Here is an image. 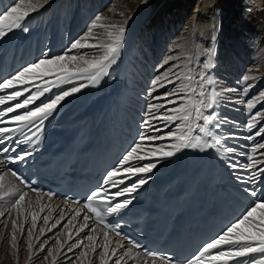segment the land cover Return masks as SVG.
I'll use <instances>...</instances> for the list:
<instances>
[{"label":"snow or ice","instance_id":"1","mask_svg":"<svg viewBox=\"0 0 264 264\" xmlns=\"http://www.w3.org/2000/svg\"><path fill=\"white\" fill-rule=\"evenodd\" d=\"M43 2L46 3L47 0H43ZM36 7L37 4L32 3V0H16L14 4L0 8V39L16 29L27 32L28 28L24 22L29 14L36 10ZM100 20L101 17H95L96 23H93L89 28V35L91 28H95ZM111 28L112 31L108 33L109 42L107 44H102L98 40L95 42H82L81 38H77L63 53L54 57L40 58L0 79V92L5 93L0 95V106L7 105L6 107H0V145H4L3 148H0V152L15 151L18 145L23 142L19 140L18 134H23L25 128L32 130L35 126L39 129L44 120L55 112L57 106L66 97L79 92L81 87L87 86V83H98L103 76L108 74L109 67L116 63L124 36L123 27L112 25ZM101 48L103 49L102 52H100ZM83 49H93L99 55L93 59H86L87 54L84 52L70 54V50ZM208 68V63L203 64L202 67L190 66L187 63L183 67L181 65H169L168 68L153 78L147 95L158 102L146 104V115L142 117L140 132L137 134L136 140L133 141L129 150L118 161L120 167L106 173V179L102 181V185H107L109 182H111L112 187L124 184L125 177L121 175L122 173L135 175L151 173L157 167V159H155L157 157H172L183 149L220 148L224 153L231 154V157L225 161L226 167L231 168L234 173L235 170L240 168L248 172L247 179L239 176L237 179L241 183L250 185L244 191L251 198V203L240 216L227 225L216 237L208 241L197 254L187 259L184 264H222L225 258L236 261V264H264V195H258L254 186L256 178L264 175V167H254V165L264 164V159H253V154H256L258 149L264 150V140L251 146L250 151L240 153V155L246 157L248 161L246 164L241 165L238 160L234 159L237 149L234 146L224 144V137L220 134V129L227 118L219 117L214 111V108L219 105L221 93L213 86L214 80L206 71ZM177 69L180 70L177 71ZM249 79L248 76L243 77L244 81ZM79 80H84L87 83L62 90L46 101H41L34 108L29 107L35 104L45 93L51 92L54 87ZM33 81H39V83H33ZM169 85L172 87L169 88ZM250 87L252 85H248L242 91L246 94ZM158 88H165L166 91L159 93ZM31 89H35V91L25 95V92H29ZM229 91H232V89H229ZM261 95H264V93H261ZM21 97L23 99H20ZM257 98L241 101V103L246 104L247 109H252ZM11 101L18 102L13 104L10 103ZM20 109L25 111L21 114L17 111ZM10 113L15 114L9 116ZM259 115V112L250 113V119L246 121L248 131L251 132L255 127ZM160 123L170 127V130L161 133ZM235 124L236 122L233 121V125ZM227 135L234 138L233 133H227ZM256 135H264V124H261L254 135L248 136L247 139L252 140ZM166 137L168 143H154L164 141ZM25 139L28 140L31 137L25 135ZM8 141H13L12 149L8 147ZM29 155H31L30 152L21 150L13 159L24 161L25 157ZM259 155L264 157V152L259 153ZM146 160L151 162L143 164L129 163L130 161ZM13 174L15 175V173ZM147 182L148 176L143 175L138 180H134L131 186L125 185L114 195L125 196V193H134ZM25 195L26 193L20 194L12 207H18L20 202L24 200ZM107 195L108 188L101 186L90 192L86 198V206L98 218L102 219L105 212L109 214L119 213L132 203L131 196L123 200L101 203L100 201ZM257 213L260 217L259 220L256 219ZM2 215L3 213H0V216ZM36 218V213H33V228L36 226ZM44 223H48L47 218H45ZM241 225L253 230L256 235L242 231ZM55 226L53 225V227ZM107 226L117 227V225ZM13 227H15V222H13ZM91 231L94 232L95 229H91ZM41 232H43V229H41ZM28 237L31 240V230L28 231ZM86 238L89 241L93 240L91 235ZM13 241H15L14 234ZM82 243V240L77 241L73 247H80ZM31 248L32 244L29 243V249ZM104 250L107 251L106 245ZM68 251L71 252L72 248L70 247ZM150 255L155 256L156 254L150 253ZM161 259L164 260V264H174L173 261L167 258Z\"/></svg>","mask_w":264,"mask_h":264},{"label":"bare ground","instance_id":"2","mask_svg":"<svg viewBox=\"0 0 264 264\" xmlns=\"http://www.w3.org/2000/svg\"><path fill=\"white\" fill-rule=\"evenodd\" d=\"M54 1L55 0H47V2L45 3L42 0L39 3H37L36 10L31 12L24 22L28 28L27 32L22 31L20 29H16L12 33H9L3 39H0V66H2L3 68L6 66H9L11 67V69H15L16 67L22 68V65H27L26 63L29 64L33 61L38 60L39 59L38 55H40V58L45 57V55L46 56L48 55L47 57H53L57 54L56 49L58 50V48H61V46H66V42L68 40H66V42L64 43H61V41L65 39L64 38L65 28L60 33V41H59L60 43L58 42V45L56 44L54 45V43H49L48 45L49 47L44 48V46L42 47V44L39 43L41 47L40 48L38 44L34 41V35L36 33L43 32V28H45V31H47L51 27L53 20L54 21L56 20L58 22L57 13H53V11L56 9L51 10L49 8V5ZM76 1L82 4L84 3L81 6L82 13L83 11H85L83 7H85L86 5L89 6L91 4V3L89 4L90 0H80V1L74 0L73 2L72 0H65L64 1L65 7L63 6L65 8V9L63 8L64 9V12H63L64 20L62 19L60 20L62 21L64 27L69 25V22H68L69 17L72 15V12H74L73 10L74 7L76 9V7L80 6V5L77 6ZM97 1L98 0H95V2ZM171 1L173 2L174 0H124L121 6L119 5L120 6L119 13L123 16L122 17L123 20L127 19L128 16L131 15V18L127 19L125 25L122 26L124 28V34H126L127 32H132V33L134 32L135 33L134 35L136 36L139 30L142 29L143 26H146L147 23L150 22L149 20H152V18L155 15L157 16L162 11L161 9L167 3ZM214 1L216 0H199V1L197 0V5L201 6V11H203V16H202V13H200L199 14L200 16H198V18L196 17V20L192 23V29L194 30V33H195L194 53L191 55L190 59L187 58L188 60L185 62V64L187 63V64H190V66L196 65V66L202 67L203 64L208 63L209 68L206 71L208 73L210 72L211 75L213 74L212 75V78L214 80L213 86L216 87L217 91L219 92H226L225 88L221 87V83L218 80V77L226 72L227 70L226 67L232 64V62L230 58L229 60L228 58L221 56V52L219 49L221 48L220 40H221V37H223L222 35H224V31L227 27V24L229 21L232 22V19L234 18V14H231L232 13L231 2L235 1L237 5L240 2H244V6H245V3H249L250 5V3H253L256 0H222L220 2V8L217 14H216V11H214L212 7V4L214 3ZM75 3H76V6H74ZM190 3H192V1H190L189 4ZM257 3L262 5V7H264L263 5L264 0H257ZM208 14H210L211 16ZM204 15H206V17H204ZM122 19L116 16L114 21L116 23H120ZM33 20H35V22H33ZM90 21H92V19ZM93 23H91V25ZM40 24H44V27H39ZM37 25H38V29L36 30L35 26ZM148 26L149 25H147V28ZM84 27L85 25L83 26V28ZM96 27H99L97 29L98 33L96 34V36H99V34H102L99 32H101V30L104 29V26L102 24H97ZM78 30H76L75 37L73 36L71 43L80 36L79 32L81 31V28H79V26H78ZM92 31L93 30H91V32ZM146 31H148V29H146L145 32ZM106 32L108 35L110 31H106ZM151 33L150 35H152ZM126 35L125 37H127ZM153 35L155 36V34ZM125 37H123V40ZM128 37L131 40L132 36L129 35ZM224 37H226V35ZM138 38L139 37H137V39ZM13 40L15 41V46L17 45L18 47V44H21L22 49L25 48V50L22 51L18 57H15L16 53H13V48H9ZM132 40L130 42L128 40V42H125L123 46H121L122 48L119 52V57L117 56V58H120V62L119 63L117 62L116 65L114 64L115 67L114 68L111 67L112 71L110 70L108 71V73L111 72V74L103 76L98 83L92 84V83H87L84 80H79V81H73L72 83H68V84H62L58 87H54L52 89L53 92L46 99L41 100L42 98H40L39 100L35 102V104L30 105L29 106L30 108H34L36 105L40 104L41 101H46L51 96L59 93L62 90L69 89L73 86H80V85L87 83V86L81 87V90L79 92L72 94L69 97H66L63 101H61V103L57 106L55 112L52 115H50L46 120H44L43 125H41L39 129H37L35 126H33L32 130L25 128L23 130V134H18V138L26 142V141H30L32 138L35 137L37 141L39 134L44 129H47L53 126H59L61 124L75 125L77 123L76 120L79 117L84 116L86 114L91 115V116L95 115L96 111L93 112V115H92L91 113L87 112V110H85L83 114H79V115H76V114H78L80 111H82L84 108L89 106L94 101V100L91 101V99H93V96L95 97L97 94L98 96L101 94V96L104 98L103 101L107 100L106 103H108V105L110 106V112H108V115H106V117L104 118L105 125L109 128L111 126V123H113L114 125L119 127L120 129L119 132H121V134H123L124 137L128 139V144L132 146L134 137L135 136L137 137V134L140 132L142 115H141V112L136 111V109L130 108V106L137 108L139 111H141V109H139V105L140 106L142 105V101L140 102V99H143V98L140 96L139 93H138L139 95L137 94V95L132 96V93H131L132 91H128V89H126L128 85L127 82L130 81L129 78L131 77L127 69H128V66L132 58H133V63L135 62V56L138 52V47L143 44L145 39L143 38V39L138 40L140 41L139 45H138V41L136 42V37H135V40L133 41ZM25 43H29V45L27 46L25 45ZM238 45L240 46V44ZM241 48L240 50L243 51L242 50L243 48L242 49ZM9 49H10V52L7 53ZM164 49H165V44L162 45V48L160 50L163 52ZM223 49H225V47ZM84 50H88V49H84ZM79 52L80 50H74V51L71 50L70 54H76ZM11 54H13V56L9 60V56ZM94 55L95 53L90 54L91 57ZM159 55L156 61L152 60L147 65V68L149 67L151 69L154 62L159 61ZM85 58L87 59V57ZM234 64L235 63H233V65ZM180 65L181 67H183L184 64L180 63ZM147 68L145 65L144 68H140V70L137 71L140 76V79L138 78L135 79V83L139 87H141L140 86L141 83L144 82L143 77L148 78ZM177 71L179 70L177 69ZM262 73H264V68H263ZM141 75H143V77ZM33 83H39V81H33ZM169 87L171 88L172 86L169 85ZM105 89H106V94L105 92H103V90ZM231 89H232L231 91L232 93L238 92L239 94H237L233 98H226V96H222L220 98V100L222 99L223 102H219V105L216 108H214V111L218 114L219 117H222V113L226 112L225 110L227 109L237 114L241 113L242 110H244L242 108H239L241 107L240 100H239L242 98V95L240 94L241 91L236 90L234 87H232ZM157 90H160L162 92L166 91L165 88H158ZM6 91H11V90H6ZM32 91H35V89H31L29 90V92H25V95L30 94V92ZM3 94L5 93L2 92L1 95ZM105 95L109 98H106ZM227 95H229V93ZM131 97L136 98V100ZM20 99H23V97H21ZM67 101L69 105H63ZM99 101H102V100H95L93 103L95 102L99 103ZM16 102L18 101H11L10 103L14 104ZM119 102H121V105ZM129 102H132V103H129ZM149 102L154 103V100H149ZM78 103L83 104V106L80 109L78 108L79 106L77 105ZM135 104H136V107H135ZM124 108L126 109V111H130V113L128 112L127 114ZM17 111L22 114L25 110L20 109ZM10 114H15V113H10ZM243 115H245V111H243ZM108 124L110 126H108ZM159 127L164 128V129H161V131L169 128L165 126L163 123H160ZM235 133L237 134L236 136H234V138H231V137L225 138V135L227 134H225L222 128L220 129V134L223 135L224 139H228L230 141L236 140L235 141L236 143H230L229 144L230 146H234L236 149L238 148L242 150L241 152H244V150H248L247 146L243 144H238V143L247 142L245 138L239 137L240 135L239 133L241 132L236 131ZM108 134H110V132H108ZM155 134H160V133H155ZM25 135L28 137H31V139L26 140ZM158 142L159 141H156L154 143L157 144ZM210 150H211V155H212V164L216 170L217 178L220 180L221 183L224 182L223 185L227 187V190H226L227 194L226 193L225 194L228 195L229 199H231L233 202L229 209L235 213L234 207L238 205L239 208H241L242 210H245V208L247 207V201H251V198L244 191V189L249 187L250 185L241 183L240 181H238V183H240V186L237 185V187H234V185H231V182H230L231 180L228 177H230L231 175L230 172H233V174L243 176V178L247 179L248 173L243 168L235 170V173H234V171L231 168L226 167L225 161L231 157V154L224 153L222 149L220 148H215V149H210ZM145 151H147V149H145ZM200 151H201L200 149H196L195 155H197ZM192 152H193V149H183L172 157H168V158L157 157L155 158L157 159V167L153 169L151 173H148V174L135 175V174L122 173L121 175L125 177L124 184H119L116 187H112V189L120 190L125 185L131 186L134 180H138L143 175L148 176V182L142 185L140 188H138L134 193H131V194L125 193V196H131L137 193L144 192L152 186L162 185L163 176L174 173L181 166L182 162L192 154ZM241 152H237L236 155L238 156H235L234 158H237L236 160H238L239 163L243 165V164H246L248 161L247 159L241 160V157H239ZM256 156H258L257 160L264 159V157L260 156L259 154H257ZM148 162H151V161L149 160L130 161L129 163L143 164V163H148ZM254 167H264V164H257V165H254ZM3 172L4 170L0 163V174ZM8 180L14 185V187L12 188L8 185H6V187H3V183L2 182L0 183V207H4V205L7 206L11 202V200L20 193V191L24 193V188L12 176L8 175ZM228 183L230 185L229 187L227 186ZM254 186L257 189L258 195H264L263 194L264 193V175H261L256 178V183ZM114 197L119 198L120 196H114ZM25 199H26L25 202L23 201L20 202L18 209H17L18 211L14 208L12 209V211L10 210L9 213H12L16 219L18 218L17 223L20 224V226L24 225V221H25V224L29 223L27 224V227L29 226V228L32 229V236L34 235L35 228L32 227V221L31 222L29 221L32 220L31 215L33 213H36V216H37L36 224L39 222L38 230H37L38 234H41V229H43V227H46L47 225L49 228L48 230L51 232L56 231L57 229H60L61 227H64V233H65L64 240L62 243L59 244L56 251L52 254V260L48 264H59L58 263L59 260H56L59 252L60 254L64 253V256L62 257L60 261L64 260L65 262H67L66 264H70V263L76 264L72 262L75 259H79L78 257L80 253H84V254L86 253V257L88 258L86 264H89L90 258L91 257L94 258L95 253L100 252V251L104 252L102 264H110L109 262L111 261V259H114V258L118 260V264H164V263H158L152 260H149L148 262L141 261L139 257L143 258V256L139 252H137L136 250L128 246H125L122 242L114 239L109 234L106 240V237H105L106 234L104 233L102 228L95 224H92L88 219H85V216H82L80 212L76 210L74 207H66L58 202L46 201L41 196L35 197V196L25 195ZM30 203L34 204L32 208L30 207L28 208L29 206L28 204ZM24 216H26L25 220H24ZM45 218H47L48 223L47 224L44 223L43 226H39L41 223L44 222ZM256 219L257 220L260 219L258 213L256 214ZM66 224H68V227L65 226ZM53 225H56V226L53 227ZM240 228L242 231L246 233H249L254 236L256 235V233L253 230L248 229L244 225H241ZM91 229H96V231L94 232H97V233L94 235ZM43 230H44L43 233H45V228ZM70 233L71 235H69ZM87 235H91L93 237V240L92 241L87 240L86 238ZM37 237H39V235L36 236V238ZM83 239H85V241L80 245V247H73V245L77 241H81V240L83 241ZM257 239H259V237H257ZM30 243L32 244V247H33L34 242L32 243L31 241ZM105 245L107 246V251L104 250ZM70 247L72 248L71 252L68 251ZM93 249H95V251H93ZM31 250L32 248L31 249L28 248L29 257L34 256V254H39V250H34V252H32ZM108 252H110L109 255H108ZM60 254L59 256L62 255ZM37 257L38 256H35L34 258H37ZM31 261H33V259ZM25 264L27 263L25 262ZM30 264H35V262H32V263L30 262ZM223 264H236V261L227 260L225 258V261L223 262Z\"/></svg>","mask_w":264,"mask_h":264},{"label":"rangeland","instance_id":"3","mask_svg":"<svg viewBox=\"0 0 264 264\" xmlns=\"http://www.w3.org/2000/svg\"><path fill=\"white\" fill-rule=\"evenodd\" d=\"M40 1L42 0H32V3L37 4ZM64 1L55 0L49 5V8L51 10L56 9L53 11V13H57L58 22L56 20L55 21L53 20L51 27L47 31H45V28H43V32L36 33L34 35V41L38 44V46L40 47L39 43H41L42 47L44 46L45 48V47H49L48 46L49 43H54V45L55 44L58 45V42L60 41V33L65 28V36H64L65 39L63 40L61 39L62 40L61 43L66 42V40L68 41L66 42V46H61V48H58V50L56 49L57 54H61L64 52L65 49L69 48V44L71 43L73 36L75 37L76 30H78V26L79 28H81V31L79 32L80 36L78 38H81L82 42H95L98 40L102 44H107L109 42V35H107L106 31H112V28H111L112 25H117L120 27L124 26L127 19L131 18V15H130L128 16L127 19L123 20L122 19L123 16L119 13V8L121 4L124 2V0H98L97 2H95V0H90L89 4L90 3L91 4L89 6L86 5L85 7H83V9L85 10L83 11V13L81 12L82 11L81 6L84 3L82 4L76 1L77 6L78 5L80 6L76 7V9L74 7L73 9L74 12H72V15L69 17V21H68L69 25L64 27L62 21H60L61 19L64 20L63 19L64 18L63 12L65 9ZM73 1L74 0H72V2ZM190 1H192V3L189 4ZM221 1L222 0L220 1L216 0L212 4V7L214 11H216V14L218 13V10L220 8ZM15 2L16 0H0V8H5L10 4H14ZM231 5H232L231 14H234V18L232 19V22L229 21L230 23L228 22L227 24V27L224 31V35H222L223 37H221V40H220L221 48L219 50L221 52V56L231 59L232 64L226 67L227 69L226 72L223 73L221 76H219L218 80L221 83V87L225 88L226 90V92H220L221 97L226 96V98H233L234 96L239 94L238 92L232 93L231 91H229V89H231L232 87H234L236 90L241 91L240 94L242 95V98L239 99L241 107L239 108H242L244 110H242V112L239 114L229 109L225 110L226 112L222 113V117H226L227 121L223 124L222 129L224 130L225 134L233 133L234 136H236L237 134L235 133L236 131L237 132L240 131L241 133H239L240 134L239 137L245 138L247 142L238 143V144H243L247 146V149L250 151L251 146L264 140V135H256L254 136V139L252 140L247 139L248 136L254 135V133L256 132V129L259 128L261 124H264V95H261V93H264V73H262L263 68H264V10H263L264 7L258 4L257 0L254 1L253 3H250V5L249 3H245V6H244V2H240L237 5L235 1H232ZM74 6H76V3ZM161 10L162 11L157 16L155 15L156 17L154 16L152 20H149L150 22L147 23V25H149L148 28H147V25L143 26L142 29H140L139 32L136 34V36L134 35L135 34L134 32L133 33L127 32L126 33L127 35L124 34L123 36L125 37L126 35L128 37L130 35L132 36L131 40L132 39L135 40V37H136V42L143 38L146 41V42L144 41L143 44L138 47V52L135 56V62L133 63V58H132L128 66V69H127L131 77L129 78L130 81L127 82L128 85L126 89H128V91H132L131 92L132 96L137 95L139 93L140 96L143 98V99H140V102L142 101L143 106L139 105V109H141V111L131 106L130 108L136 109V111L141 112L142 117L146 115L145 113L146 104L150 103L149 100H152L151 97L147 95V93L150 91L149 86H150V83L153 81V78L156 77L159 73L163 72L166 68H168L169 65H180V63L185 64V62L188 59H190L191 55L194 53L195 33H194V30L192 29V23L196 20V17L198 18V16H200L199 15L200 13H202V16H203V11H201V6L197 5V0H174L173 2L171 1L167 3ZM97 16L101 17V20L98 22V24H102L104 26V29L101 30V32H99L102 34H99V36H96V34L98 33L97 29L99 27H95V28H91V30L93 31L89 35L88 30L91 27V23L93 22L96 23L95 17ZM116 16L122 19L120 23H116L114 21ZM204 17H206V15H204ZM91 19L92 21H90ZM33 22H35V20H33ZM84 25L85 27L83 28ZM39 27H44V24H40ZM35 28L37 30L38 25L35 26ZM146 29H148V31L145 32ZM150 33L152 35H150ZM153 34H155V36ZM225 35L226 37H224ZM127 37H125L124 40H122L121 46H123L125 42H128V40L129 42L131 41L130 38L129 37L127 38ZM137 37H139L140 39L139 38L137 39ZM75 40H77V38ZM139 42L140 41H138V45H139ZM163 44H165V49L162 52L160 49L162 48ZM238 44H240V46L243 49ZM25 45L28 46L29 43H25ZM238 46L243 51H241ZM224 47L225 49H223ZM24 50L25 48L22 51ZM82 51L87 54L86 55L87 59L89 58L93 59L94 57L99 55V53L93 49L80 50V52ZM102 51L103 49L101 48L100 52ZM92 53H95V55L91 57L90 54ZM158 55H159V61L154 62L151 69L149 67L147 68V65L152 60L156 61ZM47 56L45 55V57ZM38 57L40 59V55H38ZM117 62L118 63L120 62V58H116V63L114 64L116 65ZM233 63L235 64L233 65ZM114 64H112L109 67L108 71L109 70L112 71L111 67L114 68L115 67ZM145 65L148 71L147 73L148 78L143 77V75H141L143 77L144 82L141 83L140 85L141 87H139L135 83V79L137 78L140 79V76L137 71H139L140 68H144ZM110 74L111 72L108 73L107 75H110ZM208 74L211 75L210 72ZM245 76H248L250 79L248 81H244L243 77ZM248 85H252V87H250L248 92L245 94L242 90L245 87H248ZM157 91L159 93H163L160 90H157ZM228 93L229 95H227ZM47 94L45 93V95L41 97L42 98L41 100L46 99L51 93H49L48 95ZM153 95H155V93H153ZM96 96L98 98H101V94L99 96L97 94ZM96 96L95 97L93 96V99H91V101L98 100ZM131 98L136 100V98L134 97H131ZM253 98H257V99L252 109H247L246 104L241 103V101H248ZM155 102H158V101H154V103ZM220 102H223V100L221 99ZM119 103L121 105V102ZM129 103H132V102H129ZM77 105H79L78 106L79 109L83 106V104L81 103H78ZM135 107H136V104H135ZM124 110L126 111L125 108ZM243 111H245L246 116L243 115ZM126 112L127 114L128 112L130 113V111H126ZM254 112H259L260 115L257 118V123L255 127L250 132L246 128V121L250 119V113H254ZM142 117H141V120H142ZM233 121L236 122L235 125H233ZM163 127H160V129H164ZM169 130H170V127L168 129L161 131V133H166ZM228 137H229L228 135H225V138H228ZM223 141H224V144L226 145H229L230 143H236L235 142L236 140L230 141L228 139H223ZM162 142L168 143L167 137ZM162 142L159 141L157 144L162 143ZM248 150H244V152ZM241 151L242 150L237 148V152H241ZM261 152H264V150L258 149L257 153L253 154V159L257 160L258 156L256 155ZM239 157H241V160H246V157L243 155H239ZM234 159H237V158H234ZM230 173L231 175L228 178L231 180L230 181L231 185H234V187H237V185L240 186V183H238V181L240 180L236 178L238 176L243 178V176L233 174V172H230ZM1 182L3 183V187H6V185L12 188L14 187V185L8 180V174H6L5 172L0 174V183ZM20 194H23V192L20 191V193L17 196H19ZM17 196L14 197L7 206L4 205V207H0V213H3V215L0 216V264H25V262L27 264H30V262L31 263L35 262V264H48L52 260V254L56 251L59 244L62 243L64 240V237H65L64 227H61L60 229H57L56 231L51 232L48 230L49 228L47 225L46 227H43V229L45 228V233L41 232V234H38L37 230H38L39 222L37 221L38 223L35 226L34 235L31 237V240H29L28 231L31 230L32 232V229H30L29 226L27 227V224L29 223L25 224V221H24V225L20 226V224L17 223L18 218L16 219L12 213H9L10 210L12 211V209H14V207H12L11 205H13L15 200L18 198ZM25 201L26 199L24 196L23 202ZM28 205H29L28 208L29 207L32 208L34 206L33 203H30ZM15 209L17 210L18 207H16ZM25 217L26 216H24V220H25ZM31 221L32 220H30L29 222ZM13 222H15V227H13ZM43 224L44 222L41 223L39 226H43ZM65 226L68 227V224H66ZM92 233L95 235L97 232L92 231ZM13 234L15 235V241H13ZM38 235L39 237L36 238V236ZM105 237L107 240L108 236H105ZM31 241L32 243L34 242V245L31 251L34 252V250H39V254H34V256L29 257L28 248H29V243ZM84 241L85 239H83V242ZM49 252H51V254H49ZM109 253L110 252H108V255ZM59 254L60 252L58 253V256L56 259V260H59L58 263L66 264L67 262H65L64 260L60 261L62 257L64 256V253H61L62 254V255L60 254L61 256H59ZM103 254L104 252L102 251L96 252L94 255V258L93 257L90 258L89 264H102V259L104 257ZM35 256H38V257L34 258ZM78 258L79 259H75L72 263L79 264L80 262V264L82 263L86 264L88 260V258L86 257V253L85 254L80 253ZM32 259L33 261H31ZM139 259L142 261V257H139ZM117 262L118 260L114 258V259H111L109 263L115 264Z\"/></svg>","mask_w":264,"mask_h":264}]
</instances>
